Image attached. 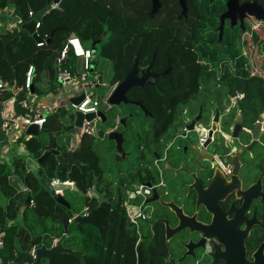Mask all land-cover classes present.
<instances>
[{
  "label": "trees",
  "instance_id": "1",
  "mask_svg": "<svg viewBox=\"0 0 264 264\" xmlns=\"http://www.w3.org/2000/svg\"><path fill=\"white\" fill-rule=\"evenodd\" d=\"M53 1L16 0L10 6L9 0H0V17L4 16L5 10L14 8L13 16L29 22V11L36 14ZM245 1L247 2L244 5L253 1L264 10V0ZM121 12L115 9L113 0H61L57 7L47 11L40 20L38 34L45 40L41 47H37L32 36L23 30L8 32L0 28V81L4 84L3 90H0V102L14 97L16 108L21 111L18 103L26 97L24 81L30 65L35 73L30 90H34L37 97L55 93L56 58L72 34L85 47L97 41L105 32L106 36L98 45L99 51L97 49L95 59L100 56L104 62L111 63L108 81L110 86L121 82L132 68L138 47L137 41L131 46L126 42L130 23L126 14ZM245 20L244 33L226 32L220 47L209 40L202 41L198 43L196 54L189 51L192 44L188 42L182 43V50L177 56L164 57L162 45L165 43V36H157L158 53L154 66L160 68L168 63L176 65L178 72L173 71L164 79H156L153 85L145 88L130 89L126 94L127 97L142 102L148 112L144 118L152 122L147 133L142 135L140 131L135 135V139H140L148 151L152 153L159 149L158 141L169 124L176 121V110L179 106H185L196 98L209 97L216 84H221L231 95H243L241 109L244 117L255 119L258 114H264V38L261 35L264 23L253 15H247ZM50 36L52 40L47 43ZM252 46L256 48L258 59L249 52ZM145 48H148L146 42L141 46L138 60L142 66L150 61L143 57ZM76 59L78 58L69 54L62 67L79 75ZM256 67L260 68L261 73H253ZM137 109L139 110L138 107ZM135 118L134 115L129 118L127 130L135 128L131 127ZM98 133L103 134L102 128H99ZM90 142L84 138L81 140L73 152V156L80 161L73 162L74 166L68 175L66 170L58 171V177L65 181H74L84 193L92 186L93 179L100 174L97 157ZM26 147L29 154L35 157L43 154L39 138L32 137L26 142ZM9 165L10 169L7 164L0 168V233L3 234L1 239L4 243L0 257L3 264H33V248L50 246L54 239L63 236V246L73 250L76 245L80 246L81 249L76 252L80 251L82 256L58 254L53 259L54 264H171L166 261L168 250L163 229L156 228L154 233L149 230V236H142L141 243L136 247L137 235L134 227L129 223L123 209H119L117 205L113 209L111 199L97 206L93 215L96 223L104 227L101 231L90 225H84L78 231L73 224H68L75 210L57 204L39 180L30 173L32 184L30 183L27 196L34 201V208L41 215L42 228L39 218L33 215L31 208L20 212L24 197L16 193L8 183L10 176L20 175L25 170V160L15 155ZM45 166L49 172L54 168V164ZM131 179L142 183L152 180L140 174L132 176ZM17 198L21 201H17ZM47 220L52 224L46 223ZM9 222L14 224L9 227ZM47 230L52 231L51 236L46 234Z\"/></svg>",
  "mask_w": 264,
  "mask_h": 264
},
{
  "label": "flooded vegetation",
  "instance_id": "2",
  "mask_svg": "<svg viewBox=\"0 0 264 264\" xmlns=\"http://www.w3.org/2000/svg\"><path fill=\"white\" fill-rule=\"evenodd\" d=\"M246 2L237 0L236 8H231L229 0H125V3L123 0H113V6L128 17L130 25L126 37L127 44L131 46L135 41L138 45L141 42V46L144 42L148 44L143 57L149 58L150 61L144 66L139 65L140 70L150 68L151 73L159 74L168 69L166 76L161 77L164 79L173 71L178 72V67L168 63L160 68L154 66L158 53L157 36H165V43L162 45L164 57L177 56L182 50V43L190 42L192 45L189 51L193 54H196L198 43L202 41L209 40L220 47L226 32L236 31L238 34L246 31L247 20L243 18L246 12L242 10ZM105 36L102 34L98 40L101 42ZM151 62V67H148ZM155 80L150 79V84L143 88L153 85ZM212 95L214 99L204 100L207 104L203 103L204 101L200 103V98L189 101L198 105L195 114L187 107L189 103L177 108L176 121L172 124L171 132L168 134L171 125L169 124L159 139L158 150L151 153L145 146L138 147L142 157L147 151L151 154L156 172L153 174L151 165L147 163L142 177L152 180L143 183L157 185L159 199L172 202L182 209L185 218H193L201 226H210L211 232L221 238L225 244H222L218 237L204 239V246L207 239H213L214 264H236V256L233 253L237 254V249L234 252L232 247L237 245L240 233L247 229L248 223V236L243 242L244 258L246 262L252 263L255 261L254 254L264 243V142L261 140L264 138V114H258L255 119L244 117L241 109L243 95H231L221 84H216L210 91L209 96ZM139 111L142 118L147 116L140 108ZM168 113L170 114V111ZM260 118L262 122H259ZM192 122L194 124L190 130ZM258 125L260 128L255 133ZM196 130L204 135L202 144L199 145L198 141L196 147L184 144L191 133L196 134L198 139ZM210 146L212 149L209 154L193 156L197 149H207ZM200 159L201 163L198 162ZM188 175H195L203 190L216 187L218 190H227L218 202L219 214L209 213L202 206H196L195 192L187 189L193 183ZM132 176L129 175V178ZM178 179L182 181L179 182ZM258 182L260 186L257 195L249 198L244 210L238 211L244 203L242 193L256 187ZM120 184L127 183L121 181ZM108 190L109 186L104 192H100L105 194V202H109ZM100 204L95 202L96 206L87 207L86 213L81 216H85L89 211L95 212ZM153 207L154 212L150 215L152 220L148 228L152 233L156 228L163 229L165 239V224L160 220H166L171 228L177 227L179 220L170 209L158 202ZM201 238V233L190 229L174 235L169 240L172 259L167 262L174 264L178 260L183 259L184 262L194 258L198 250L195 244ZM262 256L264 257V249Z\"/></svg>",
  "mask_w": 264,
  "mask_h": 264
},
{
  "label": "water",
  "instance_id": "3",
  "mask_svg": "<svg viewBox=\"0 0 264 264\" xmlns=\"http://www.w3.org/2000/svg\"><path fill=\"white\" fill-rule=\"evenodd\" d=\"M16 0H9L8 4L12 6ZM61 0H54L52 4L46 6L44 9L40 10L37 12L32 20L29 22L24 23L21 26V30L25 31L27 34L32 36V38L35 40L36 43L41 42L42 40L38 37L37 33L34 30L35 22L40 21L42 16L49 10L57 7L58 3ZM229 4L231 8H236L237 6V0H229ZM251 7H254V9H250ZM235 10V9H233ZM242 10L246 12L245 16L243 18H246L247 15H253L255 16L258 20L262 21L264 23V10L258 6L256 3H250L242 6ZM15 9L13 8V13ZM231 11V9H230ZM258 11L259 14L256 13ZM229 15V14H228ZM242 16V14H241ZM4 17H0V21L3 23ZM13 21H16V17H13ZM103 36H105V33H103ZM52 40V36H50L47 39V43H50ZM100 40H97L95 42H92L90 45V49L92 51V58L90 60L91 68L90 70H93V65L95 63V55H96V50H97V45H99ZM140 48H141V42L138 45V51L134 55L133 59V65L131 70L125 75L124 79L117 83L112 91L110 92L107 102L110 107H117L120 105H134L140 108L141 111L144 112L145 115L148 114V112L145 110L143 104L141 101L129 98L126 96L127 92L130 89L133 88H143L145 85L150 84V79H157L166 76V74L169 72L167 69L164 73H151L149 71L150 68H146L145 70H140L139 68V55H140ZM152 62L149 64L148 67H151ZM96 88H98V85H96ZM88 90V89H87ZM86 90V91H87ZM84 98V94H81L78 97H74L70 99V102L73 104H78L80 103ZM74 117V124L73 128L77 129L78 131L80 130L82 126V122L85 119L86 121L93 122L96 120L101 121L102 124L106 125L107 127V122L108 118L105 114L104 111L98 110L96 113H91V114H86L83 115L80 112L75 111L73 114ZM119 125L125 127V119H120L117 121ZM262 122V119L260 118V121ZM111 121H109L110 125ZM2 119H1V106H0V143H3L5 141V133L2 129ZM194 122L191 123L189 126V129L191 130L193 128ZM104 127V128H105ZM260 128V125H258L255 129L258 131ZM105 135L107 136L108 141H112L115 144V152L120 155L121 160H125L126 158V153L124 152L123 149V144L125 142V138L122 132L116 131V130H107L108 128H105ZM26 134L30 135L31 137H38L39 136V128L36 125H30L26 128ZM254 139H256V136L254 135ZM55 156L56 161L59 164L67 165L69 164L72 160H75L76 158L73 157L71 159H64L60 156V153L55 150L53 147L50 150H47L43 153L41 157H39L37 160H31L28 159L26 161V166L29 168L31 171L32 175L35 178H39V166H42L46 159L49 156ZM79 160V159H78ZM198 162L201 163V159L198 160ZM177 174V173H176ZM191 178V185L187 188L188 190H193L196 195V206H202L207 210L209 213H214L219 214V206L218 202L222 199V197L225 195L227 190H218V188H209L208 190H203L197 179L195 178V175H188ZM178 181H182L181 179H178ZM177 181V182H178ZM39 183L41 186L46 190V192L49 194L53 200L66 208H70L69 204L64 200L63 196L61 195L62 192L64 191H72L76 194H79L80 196H89L90 198L94 199L97 203H102L105 202V194L104 193H99L97 190V181L96 178L93 179L92 181V186L91 188L87 191V193H84L80 191L76 185L68 184V183H60V184H53L49 179L40 177L39 178ZM9 184L17 191L19 192L24 198V203H23V208H28L31 203V197L27 196V192L23 186V183L21 182L20 178L16 175H13L9 178ZM146 185H150L147 183ZM260 182H258L257 186L254 188H251L247 190L246 192L242 193V196L244 197V203L243 206L241 207L240 210H244L245 205L248 203L249 198L256 196L257 190H259ZM56 191L59 193L56 194ZM158 202L159 204L163 205L164 207L170 209V211L175 215V217L179 220L178 221V226L175 228H171L166 220H160L165 224V242L168 250V259L166 261H170L172 259V253L171 250L169 249V240L176 234L180 233L181 231H184L186 229H190L191 231H196L202 234V238L195 244V248H203L204 247V239L206 238H213V237H218L215 234L211 232V227H206V226H201L197 224L193 218H185L182 215V209L175 206L172 202H163L162 199H159L157 189H153V195L150 199L147 200V203H155ZM32 213L34 216L39 218V225L42 226V221L40 219L41 215L37 211L36 208L32 209ZM93 213L94 211H89L85 216H76L72 220V224L75 226V228L80 231L81 227L84 225H90L94 226L100 230H102V227L99 226L95 220L93 219ZM249 224L247 223V229L243 232L240 233V237L237 241V245L232 249H237V254L233 253L236 256V264H264V257L262 256V251L264 249V243L260 245L258 248L257 252L254 254L255 261L252 263L246 262L244 258V239L247 238L248 236V231H249ZM43 228V227H42ZM223 244L224 242L221 240L220 237H218ZM65 239V236H63L60 239L54 240L52 246L47 247L46 245H41L39 248H35L32 252V255L34 257V263L33 264H40L42 260H47L48 264H54V257L58 254H69V255H77L79 257L82 256V253L76 252L71 248H65L63 246V241ZM225 244V243H224ZM187 248L189 246H186ZM215 253V252H214ZM213 253V254H214ZM213 254L211 256L212 262L213 263ZM183 260V259H182ZM182 260H178L177 263H181Z\"/></svg>",
  "mask_w": 264,
  "mask_h": 264
},
{
  "label": "rangeland",
  "instance_id": "4",
  "mask_svg": "<svg viewBox=\"0 0 264 264\" xmlns=\"http://www.w3.org/2000/svg\"><path fill=\"white\" fill-rule=\"evenodd\" d=\"M250 9H254V7H251ZM257 14L258 11H256ZM12 20V19H11ZM8 23H13V21H10V19H8ZM8 23L6 25H8ZM261 32V29L259 31V34ZM262 38H264V30L262 31ZM89 44H87L85 46V48H89ZM254 46L249 48V52H251L253 54V56H255V59H258V56H256V48H253ZM99 51V48H98ZM262 61V58H260ZM96 63L93 65V70L91 71L90 69L87 71V79L88 80H92L95 76H98V88H94L92 89V93H93V97L98 99L100 102V107L99 109L101 111H104L107 118H108V122H107V127H105L106 125L102 124L101 121L96 120L94 122V134L93 137H91L90 139V144H91V148L95 154V156L97 157V161H98V169L100 174H102L101 176L98 177L99 180V187L100 189H102L104 187V185L109 186V200H111L113 197V206H116V193L115 190L116 188H114V186H112V184L114 183H118L120 184L121 181L126 180L125 182L127 183V186L130 188L132 185H136L138 184V180L134 179L132 180L131 178H129V175H144L145 171H146V164L149 163L151 165V171L153 174H155V167L152 164L153 160H152V156L151 154L147 151L145 152V156L142 157L141 156V152L138 149V147L142 144L141 140L136 138L135 139V135H137L140 131H142V135L143 133H147V131L149 130V128L151 127V120L149 119H142V116L139 112V110L137 109L136 106L134 105H120V106H113L112 110L108 111L107 106L105 105V100L107 99V95L110 91V84L108 83L109 81V72L111 70V63L109 61L104 62L103 59H101V57L99 56L98 59H95ZM260 61V62H261ZM75 63L78 65L79 67V71L80 74L83 73V67H82V60L81 59H76ZM91 68V65H90ZM261 73L260 68L256 67L255 70H253V73ZM79 74V75H80ZM78 75V76H79ZM100 77V78H99ZM58 92V95H61L64 97H66V91H62L63 88L60 89V86L58 84H56ZM81 87V85H80ZM68 98H66L65 102L67 103V107L61 111V116H60V121H61V125L63 128H69L73 122H74V111L72 110L71 106L69 105V102L67 101ZM207 99H214V95L209 96V97H204L198 100L199 102H203L204 100ZM224 101V100H223ZM200 102V103H201ZM203 103L207 104L206 101H204ZM208 106V105H206ZM188 108H190L192 111H194V114L196 113L197 107L198 105L196 103H194V101L189 102V104L187 105ZM122 110V111H121ZM122 112V114H121ZM132 115H137L138 120H132V126L134 127V129L130 130L132 132H130L129 130H127L126 128H124L122 126V129L124 131V136L126 138V142L123 145V148L125 150V153H129L127 160H125L124 162H120L119 161V156L115 154V149H114V143L112 141H108L107 136L105 135V128H110L113 127V118L114 116L116 117L117 115H124V114H131ZM109 121H111L110 125H109ZM129 125V124H128ZM127 125V126H128ZM105 127V128H104ZM171 127L172 125H170V129L168 134L171 132ZM99 128H102V133L103 134H99L98 130ZM107 129V130H108ZM76 131L71 130L70 131V139H68L71 143L75 142L76 140ZM189 138L186 140V142L184 144H187L188 146H194L196 147V141H198L197 139V135L194 133L189 134L188 136ZM263 141V138L261 139ZM22 143H25L24 140H22ZM2 143H0V147H2L1 145ZM212 146H210L207 149H203V148H199L197 149L196 152H194L193 156L198 157V156H202L203 154H209L211 152ZM133 153V154H132ZM192 157V156H191ZM23 160H25V156L21 157ZM8 165V164H7ZM7 167V166H6ZM78 167V166H76ZM8 168L10 169L11 167L8 166ZM57 172V170H56ZM20 177L24 178V175L22 176V173H20L19 175ZM52 176L58 177L57 173L53 174ZM157 179V178H155ZM157 183V182H155ZM163 191V190H162ZM65 197L69 200L72 196H77L72 203L73 207L72 209H75L76 207H81L80 211H83V207L86 205V202H88V199H86L84 196H80L79 194H74V193H70V191H66L65 192ZM162 197V195H161ZM19 199V198H18ZM166 200V199H165ZM127 201V200H126ZM129 204L134 205V206H139L141 203V200L137 199L134 201H128ZM90 206H96L94 202H90L89 204ZM156 205L155 203H148L147 204V208L146 211L150 213V215H152L153 211V206ZM159 212V210H158ZM82 213V212H81ZM161 213V212H159ZM152 220V218H150L149 220L146 221V223H144L143 225L139 226L140 229V233L141 236H143V238L149 236V228H148V224L150 223V221ZM46 223H49V221L47 220ZM52 224V223H49ZM169 245V243H168ZM172 246V245H171ZM79 249H81L80 246L76 245L74 247L75 251H78ZM169 249L171 250L170 246ZM80 252V251H79ZM172 253V252H171ZM202 255V249H198L196 252V255L194 258L191 259H187L186 261L182 262V263H174V264H195V261L197 259H200ZM178 257V256H177ZM176 257V258H177ZM212 261L211 258L206 257L202 263L203 264H209Z\"/></svg>",
  "mask_w": 264,
  "mask_h": 264
},
{
  "label": "built area",
  "instance_id": "5",
  "mask_svg": "<svg viewBox=\"0 0 264 264\" xmlns=\"http://www.w3.org/2000/svg\"><path fill=\"white\" fill-rule=\"evenodd\" d=\"M35 14L33 11L28 12V17L30 20L34 18ZM16 17V21L10 23L8 26L3 27L5 31L12 32V31H19L21 30V26L26 23L23 22L21 18L18 16ZM29 20V21H30ZM2 26V23L0 24ZM40 28V21L35 22L34 30L37 33L38 37V30ZM41 39V38H40ZM41 42L36 43L37 47H41L45 44V40L41 39ZM69 54L74 55V57L79 58L82 60V67L83 73L79 76L73 74L70 70L63 68L62 63L68 57ZM92 58V51L90 48H85L80 39L75 35H70L69 38L64 43L63 48L59 52V55L56 58V84L60 86V89L63 88V92L66 91L67 95L70 97H78L81 94H84L83 100L78 104L71 103V108L73 111L80 112L83 115L96 113L100 107V102L98 99L93 97L92 89L96 88L98 85V76H95L92 80L87 79V71L90 69V60ZM35 77L34 68L30 65L25 73V81H24V88L27 93L29 94L30 88L32 87V80ZM81 85V87H80ZM4 84L0 81V90H3ZM88 89V90H87ZM113 87H110V91L107 95V98L112 91ZM87 90V91H86ZM105 105L107 109L110 108L108 105L107 99L105 100ZM22 108H25L29 111V115L26 116H13L7 118L3 121L2 129L5 133V141L10 145L13 142L12 137L16 134L15 130L22 123L24 126L28 127L30 125H36L39 129H41L44 124L46 123V115H49L54 112V107L50 106L48 103L41 104L39 106V110L33 112V104H29V101L22 100L19 102ZM94 122L86 121L85 119L82 122V126L79 130L78 138L82 139L84 136H93V128ZM198 134V144L201 145L204 140V135H201L198 130H196ZM8 163V159L5 155L4 151H0V167L4 166ZM156 164V163H155ZM220 166L224 168L221 164ZM53 184H60V182L56 181ZM114 188H116V205L119 209H123L125 214L128 218L129 223L134 227L135 233L137 235V241L135 246L137 247L138 244L142 241V236L140 233L139 226L145 223L147 220L150 219V213L146 211L147 208V200L152 195V190L157 185H146L145 183L139 182L136 185H132L130 188L127 184H112ZM59 192L56 191V194ZM114 197L112 198V200ZM141 200L139 206H134L128 203V201L134 200ZM127 200V201H126ZM33 202H31L32 204ZM115 206H113V209ZM87 208L84 209L83 215L86 213ZM74 218V217H73ZM73 218L68 220V223H71ZM4 246L3 240L0 238V252L2 251ZM33 251V250H32ZM31 251V255H32ZM214 252L213 246V239H207L205 246L202 248V255L200 259L195 261V264H203L202 261L209 257L211 258ZM33 257V255H32ZM34 258V257H33ZM212 259V258H211ZM212 262V261H211ZM211 262L209 264H211ZM0 264H3L1 257H0ZM8 264H15V263H8Z\"/></svg>",
  "mask_w": 264,
  "mask_h": 264
},
{
  "label": "crops",
  "instance_id": "6",
  "mask_svg": "<svg viewBox=\"0 0 264 264\" xmlns=\"http://www.w3.org/2000/svg\"><path fill=\"white\" fill-rule=\"evenodd\" d=\"M4 14V22L2 23V26H0V28H2L4 30L3 27L5 26H8L10 23H8V19H10V21H13V8L12 9H7L5 10V12L3 13ZM12 19V20H11ZM0 23V24H1ZM8 23V25H6ZM114 87V86H113ZM57 89V88H56ZM58 92V89L56 90L55 93H48L47 95H44V96H41V97H37L34 93V90H30L29 91V94L27 95L26 93V97L23 99L25 101H29V104H33V109L34 111L33 112H36V111H40L39 110V106L41 104H44V103H48L50 104V106L54 107V112L49 114V115H46V123L44 124V126L39 129V136L36 137V138H39L41 140V143H42V148H43V153L47 150H50L52 149L53 147L55 148V150H57L59 153H60V156L64 159H71L75 156H73V152L76 150V148L78 147V145L80 144L81 140L84 138L86 139L87 141H90L91 137L93 136H84L82 139H79L78 138V134H79V131L75 128H73V124L69 127V128H63L62 125H61V121H60V116H61V111H63L66 107H67V103L65 102L66 98L67 101L69 102V105L71 106V102H70V99L71 98H74V97H70L68 96L67 94L66 97L63 98V96L61 95H58L57 94ZM16 100L15 98H10V99H7L5 100L4 102H0V106H1V119H2V122L4 120H6L7 118H10V117H13V116H26V115H29V111L26 110L25 108H22L20 106V104L18 103V106L21 108V111H19L17 108H16ZM122 111V110H121ZM41 112V111H40ZM75 112V111H74ZM122 114V112H121ZM133 113L131 114H124V115H117L116 117L114 116L113 118V127H110L108 130H116V131H119V132H122L123 135H124V131L123 129L121 128L122 126L118 124V120L120 119H125V127L124 128H127V125H128V121H129V118L132 116ZM141 114V113H140ZM134 116L136 117L135 119L138 120V117L137 115L134 114ZM119 126H121L119 128ZM26 126H24L22 123L19 124V126L17 127V129L15 130L16 134L12 137L13 139V142L12 144L10 145L9 143H7L6 141H4L1 145L2 147H0V151H4L5 152V155L8 159V166L11 167V160L13 158V156L17 155L19 157H23L25 156V163L28 159H31V160H37L39 157H35L33 154H29V151L27 150V147H26V142L28 140H30L32 137L30 135H27L26 134ZM71 130H74L76 131V140L75 142H70L68 139H70V131ZM93 132H94V128H93ZM125 138V136H124ZM22 140L25 141V143H22ZM127 140H125L126 142ZM124 142V143H125ZM124 145V144H123ZM143 145L141 144L139 146L142 147ZM114 149H115V144H114ZM124 149V148H123ZM125 152V150H124ZM116 155H118L116 152H115ZM133 154V153H132ZM43 155V154H42ZM41 155V156H42ZM128 155L129 153L126 152V158L125 160H127L128 158ZM40 156V157H41ZM119 156V161L122 162V160L120 159V155ZM76 158V157H75ZM123 160V162L125 161ZM79 162L80 159L78 160V158H76L75 160H72L69 164L67 165H63V164H59L57 161H56V157L55 156H49L45 163L42 165V166H39V178L40 177H44V178H47L49 179L52 183L58 181L60 183H68V184H74V181H71V180H64L63 178L61 177H55V176H52L53 174L57 173L58 175V171H61V170H66V175L69 174V172L71 171V167L74 166L73 165V162ZM76 162V163H77ZM54 164V168L52 171H48L46 170V166H51ZM2 167H5V166H2ZM1 168V167H0ZM57 170V172H56ZM22 173V176L24 175V178L20 177L19 175L15 174L16 176H18L21 180V182L23 183V186L26 190V192H28L30 189H29V186H30V183H31V179L29 178V174L31 173V171L29 170V168L26 166L25 170L21 171ZM42 173V175L40 174ZM32 174V173H31ZM102 174H99V176H101ZM13 176V175H12ZM11 177V176H10ZM9 177V178H10ZM98 177H95L96 178V185H97V190L98 192H104L103 190L106 189V185H104V187L102 189H100L99 187V180H98ZM39 178H37L39 180ZM8 183H9V179H8ZM29 184V185H28ZM32 184V183H31ZM10 185V184H9ZM34 185V184H33ZM11 186V185H10ZM12 187V186H11ZM35 187V186H34ZM77 187V185H76ZM13 188V187H12ZM78 188V187H77ZM91 188V187H90ZM89 188V189H90ZM14 189V188H13ZM79 189V188H78ZM88 189V190H89ZM15 190V189H14ZM80 190V189H79ZM87 190V191H88ZM81 191V190H80ZM16 193H19L15 190ZM65 192H62V196L64 198V200L69 204L70 209H72L73 207V204L75 203H72V201L77 197V196H72L69 200L65 197ZM68 192V191H67ZM72 191H70L71 193ZM74 193V192H72ZM87 193V192H86ZM20 194V193H19ZM76 194V193H74ZM108 194H109V190H108ZM21 195V194H20ZM17 196V195H16ZM22 196V195H21ZM86 199H88V202H86V205L83 207V211L85 208L89 207L90 205V202H96L94 199L90 198L89 196H87V194L84 196ZM25 200V198H24ZM17 201H21L20 199L17 198ZM31 202H33L32 204L30 203V206L28 208H31L33 209L34 208V201L31 200ZM24 203V201H23ZM97 203V202H96ZM81 207H76L74 210V215L72 216V218L76 217V216H79L81 214H83V211H80ZM27 208H23V204L21 205L20 207V212H24ZM94 211V210H93ZM82 212V213H81ZM20 223V222H18ZM14 224V222H9L8 223V226H12ZM68 224H72L71 223H68ZM21 225H22V222H21ZM100 226V225H99ZM43 227V226H42ZM102 227V226H101ZM104 227H102L103 229ZM82 229V227H81ZM98 229V228H97ZM77 230V229H76ZM99 231H101L100 229H98ZM81 231V230H80ZM48 235H52V231L50 230H47L46 231ZM3 234L0 233V238H2ZM54 240H57V239H54ZM53 240V242H54ZM53 244V243H52ZM52 244L50 246H52ZM50 246H47V247H50ZM35 248H33L32 250H34ZM33 252V251H32ZM81 253V252H80ZM40 264H48L47 263V260H42Z\"/></svg>",
  "mask_w": 264,
  "mask_h": 264
}]
</instances>
